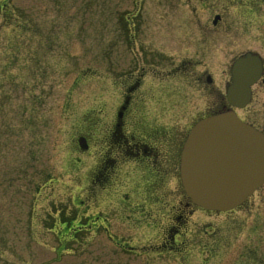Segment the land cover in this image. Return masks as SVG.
I'll return each instance as SVG.
<instances>
[{
  "label": "rangeland",
  "instance_id": "374dc122",
  "mask_svg": "<svg viewBox=\"0 0 264 264\" xmlns=\"http://www.w3.org/2000/svg\"><path fill=\"white\" fill-rule=\"evenodd\" d=\"M4 1L18 24H8ZM216 12L223 17L215 26ZM0 28V264H264V201L242 212L224 241L190 233L178 255L126 251L102 229L74 234L86 222L79 217L59 233L85 198L80 174H72L80 162L69 150L70 122L91 108V120L97 107L111 113L117 71L148 62L188 64L179 90L203 109L208 96L198 88L207 75L224 89L234 56H264V0H0ZM254 91L239 113L264 128V84ZM99 203L116 240L143 247L156 238L117 218L111 202Z\"/></svg>",
  "mask_w": 264,
  "mask_h": 264
},
{
  "label": "flooded vegetation",
  "instance_id": "af4514ba",
  "mask_svg": "<svg viewBox=\"0 0 264 264\" xmlns=\"http://www.w3.org/2000/svg\"><path fill=\"white\" fill-rule=\"evenodd\" d=\"M222 17V12L214 13L212 24L216 26ZM156 55L162 61L165 58ZM181 63L169 69L148 62L132 70L117 71L113 81L117 100L112 112L97 107L98 115L91 120V108L70 122V133L83 138V147L76 145L74 136L71 138V148L81 153L76 158L83 159V166L77 171L81 173L85 197L79 199L82 210L76 213L86 221L81 229L110 231L109 217L100 210L101 199L103 204L111 202L117 218L131 228L156 234L155 241L141 248L143 251L159 254L179 250L182 254L189 245V240H183L188 234L208 236L214 244L224 241L226 232L237 226L241 213L251 211L257 201H264V184L245 203L223 212L205 210L185 193L181 156L186 136L202 114L220 104L223 93L222 87L207 75L206 83L198 90L206 92L208 99L203 109H197L192 98L187 99L179 90L188 65ZM199 79L194 81L198 86ZM228 80L229 77L225 82ZM260 83L264 84L263 77L255 85ZM170 103L173 109L181 104L184 109L169 110ZM170 111L173 116H169ZM242 118L258 125L246 116ZM36 190L39 192L40 188L37 186ZM204 217L210 220H203ZM141 249L128 250L135 253ZM179 263L189 264L185 260Z\"/></svg>",
  "mask_w": 264,
  "mask_h": 264
},
{
  "label": "water",
  "instance_id": "95a60500",
  "mask_svg": "<svg viewBox=\"0 0 264 264\" xmlns=\"http://www.w3.org/2000/svg\"><path fill=\"white\" fill-rule=\"evenodd\" d=\"M259 64L252 52L236 59L227 90L231 105L243 107L250 100ZM182 178L188 195L206 209L241 204L264 179V133L229 107L202 118L187 136Z\"/></svg>",
  "mask_w": 264,
  "mask_h": 264
},
{
  "label": "trees",
  "instance_id": "16d2710c",
  "mask_svg": "<svg viewBox=\"0 0 264 264\" xmlns=\"http://www.w3.org/2000/svg\"><path fill=\"white\" fill-rule=\"evenodd\" d=\"M11 15V14H10Z\"/></svg>",
  "mask_w": 264,
  "mask_h": 264
}]
</instances>
